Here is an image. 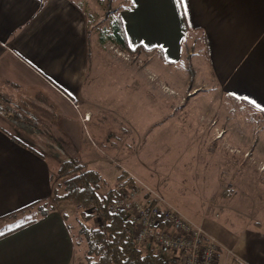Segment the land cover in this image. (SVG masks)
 I'll list each match as a JSON object with an SVG mask.
<instances>
[{
	"label": "crops",
	"instance_id": "crops-1",
	"mask_svg": "<svg viewBox=\"0 0 264 264\" xmlns=\"http://www.w3.org/2000/svg\"><path fill=\"white\" fill-rule=\"evenodd\" d=\"M86 2L0 0V218L53 196L60 166L22 135H54L66 149L76 127L88 135V96L101 71L91 69L100 14ZM117 8L105 17L122 18L129 45L146 49L139 55L170 89L195 91V104L219 95V108L264 124V0H121ZM249 151L264 163V142ZM230 225H203L224 246L221 262L230 249L236 264H264V218ZM75 254L59 211L0 237V264H73Z\"/></svg>",
	"mask_w": 264,
	"mask_h": 264
},
{
	"label": "rangeland",
	"instance_id": "rangeland-1",
	"mask_svg": "<svg viewBox=\"0 0 264 264\" xmlns=\"http://www.w3.org/2000/svg\"><path fill=\"white\" fill-rule=\"evenodd\" d=\"M86 1L88 8L100 14L91 28V69L101 71L95 77L97 91L88 96V108L94 113L87 123L88 135H81L76 127L73 149L63 148L54 135L22 137L49 152L59 166L79 153L81 165L98 170L106 188L117 184V168L126 171L133 180L127 186L145 187L141 194L145 201L164 196L194 223L230 227L231 223L263 219L264 163L249 151L264 142L262 120L256 114L219 108V95L195 104V91L170 89L150 57L124 51L110 40L102 42L111 22L105 17L108 0ZM120 1L111 0L112 9H118ZM89 157L97 162L85 163ZM54 177V187L62 193L64 177L57 172ZM42 207L47 213L61 212L68 226H74L78 240L77 211L67 201L56 206L51 199L43 201L0 220V229L37 221L44 217ZM153 248L165 258L180 257V252L159 244ZM73 264H88L87 245L82 240L76 245Z\"/></svg>",
	"mask_w": 264,
	"mask_h": 264
},
{
	"label": "trees",
	"instance_id": "trees-1",
	"mask_svg": "<svg viewBox=\"0 0 264 264\" xmlns=\"http://www.w3.org/2000/svg\"><path fill=\"white\" fill-rule=\"evenodd\" d=\"M108 5L109 11L106 16L114 10L111 7V0H108ZM105 34L102 42L110 40L122 50L131 53L146 51L143 47L132 48L129 45L120 16L111 20ZM79 156L70 155L69 159L62 161L57 174L64 177L63 191L59 193L57 187L54 188L51 202L56 206L67 201L76 208V221L79 226L77 232L80 236L78 240L84 241L87 245L88 264H180L179 258H165L160 252L155 251L153 245L157 243L154 240L141 244L137 242V220L130 212L125 210L111 212V204L120 195L122 187L132 184V177L128 176L126 171L117 168L120 171L117 184L106 188V180L101 173L84 164L81 165L82 163L78 161ZM32 206L34 204L4 215L0 220ZM41 209L46 216L48 213L45 208ZM25 225L27 223L7 231L1 228L0 237ZM162 225H165V222ZM69 228L76 245H79L80 240L78 242L74 226Z\"/></svg>",
	"mask_w": 264,
	"mask_h": 264
},
{
	"label": "built area",
	"instance_id": "built-area-1",
	"mask_svg": "<svg viewBox=\"0 0 264 264\" xmlns=\"http://www.w3.org/2000/svg\"><path fill=\"white\" fill-rule=\"evenodd\" d=\"M144 188L136 183L122 187L120 195L110 206L112 213L125 210L136 218L138 243L154 240L164 249L180 252V264H236L229 258L232 255L230 249H225L227 259L221 262L222 243L203 225L187 218L164 196L155 195L149 202L145 201L141 196Z\"/></svg>",
	"mask_w": 264,
	"mask_h": 264
},
{
	"label": "snow or ice",
	"instance_id": "snow-or-ice-1",
	"mask_svg": "<svg viewBox=\"0 0 264 264\" xmlns=\"http://www.w3.org/2000/svg\"><path fill=\"white\" fill-rule=\"evenodd\" d=\"M178 2H181L182 3V0H178Z\"/></svg>",
	"mask_w": 264,
	"mask_h": 264
}]
</instances>
